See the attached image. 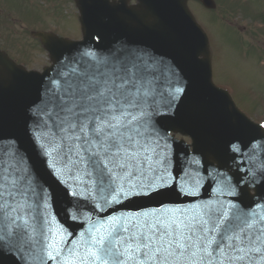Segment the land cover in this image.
<instances>
[{
	"label": "snow or ice",
	"instance_id": "6c2138e0",
	"mask_svg": "<svg viewBox=\"0 0 264 264\" xmlns=\"http://www.w3.org/2000/svg\"><path fill=\"white\" fill-rule=\"evenodd\" d=\"M87 55L95 64L56 82L40 133L53 174L70 176L103 204L167 187L174 178L148 112L152 65L136 59L108 66ZM10 167L0 169V257L18 253L21 264H264V205L246 211L218 195L188 208L109 216L72 239L53 229L27 169ZM199 186L195 178L182 191L196 195Z\"/></svg>",
	"mask_w": 264,
	"mask_h": 264
},
{
	"label": "water",
	"instance_id": "95a60500",
	"mask_svg": "<svg viewBox=\"0 0 264 264\" xmlns=\"http://www.w3.org/2000/svg\"><path fill=\"white\" fill-rule=\"evenodd\" d=\"M138 1L134 8L115 7L116 14L123 20L113 18V8L105 3H85L81 22L84 26L89 24L94 34L92 48L98 45L96 50H102L101 56L95 53L96 60L106 61L108 66L136 59L152 65L147 79L152 81L154 91L148 112L158 132L164 167L174 178L167 187L147 196L122 198L115 204H103L99 194L89 195L84 186L77 183L70 190L67 175L57 178L48 165L49 158L40 148L43 143L40 133L46 130L43 123L47 117L39 120V112L32 113L35 131L31 134L21 126L30 122L29 109L38 100L50 103L56 82L62 84L63 76L60 72L49 76L52 68L45 69L43 75L34 77L43 83L42 86L35 83V94L21 96L12 109L8 107L10 101L0 92V139L3 143L0 169L12 171L10 165L27 169L36 192L42 191L47 201L46 216L53 229L64 230L72 239H79L78 233L86 232L92 223L109 216L161 207L188 208L215 200L218 195L220 200L235 203L246 211L264 205V131L235 107L225 91L212 84L206 35L187 9L186 0ZM97 21L103 24L101 28ZM71 51H80L81 55L74 57L70 53L63 58L68 74L73 69L80 70L83 65L95 64V60L86 62L84 54L90 52L86 42L77 43L75 47L62 44L61 55ZM103 67L101 65V70ZM28 80L19 82L22 93ZM177 88L182 91L176 92ZM47 111L40 113L46 116ZM167 130L189 136L192 153L182 141L173 137L167 139ZM15 151L17 155H4V152ZM195 178H199L200 183L197 194L182 191ZM229 188L235 190L234 195L228 194ZM217 189H221L219 194ZM73 192L79 194L72 195ZM25 255H28L27 250ZM0 264H21L20 256L18 253L4 255L0 257Z\"/></svg>",
	"mask_w": 264,
	"mask_h": 264
},
{
	"label": "rangeland",
	"instance_id": "374dc122",
	"mask_svg": "<svg viewBox=\"0 0 264 264\" xmlns=\"http://www.w3.org/2000/svg\"><path fill=\"white\" fill-rule=\"evenodd\" d=\"M74 1L0 0V11L7 13V15L0 14V47L7 48L14 55L22 56L25 65L28 66L27 69L41 70V64H46L47 56L38 49L37 41H31L33 44L29 43L31 36L26 33V28L28 25H33V28L46 27L63 36H74L73 24H76L75 19L78 15ZM229 1L228 12L235 11V0ZM36 2L38 7H36ZM239 3L241 2L239 1ZM192 12L210 38L212 73L215 84L229 91L237 106L249 117L252 114L257 121L264 122L262 109L264 107V73L261 68L248 63L251 59L246 53L244 41L237 32L216 20L213 13H208L200 7ZM17 13L20 15L30 13V16H17ZM36 14H39V18ZM26 17L33 18L28 20ZM77 35H79L78 32ZM13 41L27 46L24 49L25 53H19L13 49V45H11ZM34 60L35 63L40 62L35 64ZM177 137L180 138V136ZM186 141L189 142L188 139Z\"/></svg>",
	"mask_w": 264,
	"mask_h": 264
},
{
	"label": "flooded vegetation",
	"instance_id": "af4514ba",
	"mask_svg": "<svg viewBox=\"0 0 264 264\" xmlns=\"http://www.w3.org/2000/svg\"><path fill=\"white\" fill-rule=\"evenodd\" d=\"M214 1L213 10L205 9L197 1L189 2L213 13L216 20L237 32L244 41L249 61L264 70V0H235V11L231 12L224 7L225 0Z\"/></svg>",
	"mask_w": 264,
	"mask_h": 264
}]
</instances>
